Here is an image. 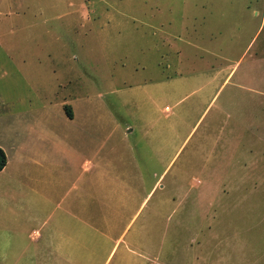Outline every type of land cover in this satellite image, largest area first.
I'll return each instance as SVG.
<instances>
[{
  "label": "rangeland",
  "instance_id": "1",
  "mask_svg": "<svg viewBox=\"0 0 264 264\" xmlns=\"http://www.w3.org/2000/svg\"><path fill=\"white\" fill-rule=\"evenodd\" d=\"M63 100L105 169L85 264H264V0H0V137ZM77 192L16 203L0 264L77 262L57 233Z\"/></svg>",
  "mask_w": 264,
  "mask_h": 264
},
{
  "label": "crops",
  "instance_id": "2",
  "mask_svg": "<svg viewBox=\"0 0 264 264\" xmlns=\"http://www.w3.org/2000/svg\"><path fill=\"white\" fill-rule=\"evenodd\" d=\"M64 105L69 106L71 117L66 116ZM61 106L60 114H52L51 111L50 114L13 118L8 135L0 137V148L5 155V163L0 169V247L5 248L10 243L8 213L16 203L19 204L17 208L23 209L27 219H39L48 204L57 206L63 200L65 184L69 186L74 183L78 188L77 196L66 200L63 216L67 220L57 233L61 236L59 245L65 249L71 246L77 249V262L68 258V255L64 256L63 262L85 264L89 263L85 262L86 258L89 259V236L97 233L95 177L98 171L105 169L101 168L103 164L96 162L95 156L88 159L79 155L81 145L88 143V138L85 140L79 130H65V117L69 123L74 121L75 108L64 100ZM81 173L84 187L82 195ZM98 175L100 185L105 187V195L100 201L110 203L111 209L113 204L122 200V196L117 194L119 178L107 173ZM11 231L16 232L15 229ZM29 235H35V241L39 242L38 229H30Z\"/></svg>",
  "mask_w": 264,
  "mask_h": 264
},
{
  "label": "trees",
  "instance_id": "3",
  "mask_svg": "<svg viewBox=\"0 0 264 264\" xmlns=\"http://www.w3.org/2000/svg\"><path fill=\"white\" fill-rule=\"evenodd\" d=\"M63 109H64L66 116L71 117V112H70L69 106L64 105ZM4 163H5V155H4V152L2 151V149L0 148V169L3 167Z\"/></svg>",
  "mask_w": 264,
  "mask_h": 264
}]
</instances>
